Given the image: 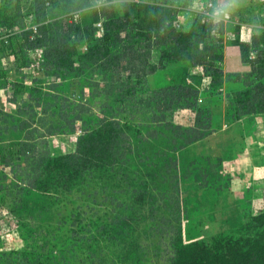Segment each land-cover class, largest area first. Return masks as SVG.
I'll return each instance as SVG.
<instances>
[{"label": "trees", "instance_id": "obj_1", "mask_svg": "<svg viewBox=\"0 0 264 264\" xmlns=\"http://www.w3.org/2000/svg\"><path fill=\"white\" fill-rule=\"evenodd\" d=\"M106 2L101 8H93L90 0H0L1 25L14 23L25 28L29 9L34 13L37 28L36 31L22 28L18 35L8 37L6 44L0 45L1 55L18 50L17 58L26 67L30 63L28 51L40 48L44 76L59 78L62 83L70 82L71 77H77L76 73L96 70L105 84L106 102L102 105L114 107L115 111L110 117H101L96 128L84 130L71 149L54 151L43 147V139L55 136L63 128L74 130L76 120H68L61 113L65 125L39 126L43 121V111L38 112L40 101L35 98L32 105L22 102L21 95L27 89L24 76L21 77L15 86L17 112L33 111L35 115L33 122L32 118L30 122H22L25 135L18 144L19 153L31 169L29 186L22 190L25 205L32 213L42 210L51 219L50 211L58 195L68 197L96 183L111 192L106 197L121 208L125 221L132 224L143 221L144 209L161 203L164 193L150 187L160 168L148 175L128 165L130 156L142 145L155 150L153 159L165 160L164 175L174 172L173 178L177 179L179 171H184L174 185L171 198L179 195L184 181L207 191L210 199L229 193L230 178L216 190L211 187L217 181L215 177L212 180L216 173L212 171L214 165L208 170H190L182 165L184 151L215 132L213 106L222 102L225 73L222 47L213 37L222 31L214 29V21L204 16H201L204 22L188 30L178 29L175 23L179 10L174 6L123 3L118 12L113 0ZM27 3L29 8L23 7ZM49 7L51 14L61 9L62 16L54 14L57 17L48 18ZM86 8L91 9L93 20L79 25L73 13ZM99 23H102L101 36L96 35ZM79 45H85L87 51L79 53ZM234 45L240 49L242 62L251 66L248 76L237 73L226 79L235 86L228 87L229 118L238 123L247 115L264 114V30L254 34L250 42L237 40ZM180 61L203 68L210 79L209 89L203 95L204 104L199 102L200 91L192 85L150 87V76L165 70L169 63ZM182 109L195 113L193 126L175 124L174 114ZM144 116H148V124L141 127ZM24 123L31 125L26 129ZM39 140L41 148L37 150ZM195 155L203 158L207 154ZM147 159L148 156L144 158ZM252 193L249 217L243 225L229 233H220L212 244H185L179 235L180 227L174 228L173 233L179 238L170 264H264V166L255 173ZM173 221L180 225L181 215Z\"/></svg>", "mask_w": 264, "mask_h": 264}, {"label": "rangeland", "instance_id": "obj_2", "mask_svg": "<svg viewBox=\"0 0 264 264\" xmlns=\"http://www.w3.org/2000/svg\"><path fill=\"white\" fill-rule=\"evenodd\" d=\"M90 2L93 8L107 4L106 0ZM138 2L176 7L179 15L175 26L181 30L204 22L201 16L212 19L214 29L217 27L222 31L213 38L221 44L223 54L226 47L237 40L250 42L254 34L264 30V0H113L112 4L120 12L123 3ZM29 6L30 3H27L23 7ZM26 12L28 23H34L33 11L28 9ZM47 13L50 19L63 14L61 9L51 14L50 7ZM73 14L79 25L93 20L90 8ZM97 28L96 35H103L102 28L99 25ZM78 51L83 54L87 48L79 45ZM237 56V53L229 55L233 62L227 65V69L244 72V66ZM235 58L238 63H234ZM29 61L31 63L30 55ZM40 71L44 73L42 62L36 67L29 66L21 75L27 89L21 95L22 102L32 105L35 98L40 101L38 112L43 111V121L38 125H65L60 118L61 113L68 120H76L74 130H59L55 136L42 140L43 147L54 151L71 149L84 130L96 128L101 117L115 114L114 107L104 108L102 105L106 102L105 84L98 71L76 73L77 77L63 83L59 78L41 77ZM17 110L13 108L0 112V120L5 124L0 129V264H170L179 238L173 233L174 228L178 230L180 227L179 235L185 244H212L220 233H229L241 227L244 219L249 217L253 178L264 162V146L257 143V140L264 141V117H261L260 130L257 129L258 125L254 127L251 123L249 138H257L248 144L252 155L247 153V136L245 144L240 138L231 144L221 141V137L212 136L202 149L190 147L184 151V168L208 170L214 165L212 171L216 173L212 180L213 177L217 179L211 185L214 190L230 178L229 193L221 197L210 199L207 191L184 181L179 195L174 194L171 198L174 185L184 171H179L177 179L173 178L176 175L174 172L164 175L165 160L153 159L154 149L145 145L136 149L128 165L132 170L148 175H153L160 168L150 187L162 190L164 198L161 203L144 209L146 218L143 221L132 224L123 219L121 208L115 201L107 199L106 195H111V192L103 190L96 183L68 197L58 195L50 211L51 219L42 210L32 213V209L25 205L26 198L22 192L29 186L31 169L19 153L18 144L25 135L22 122H33L35 115L33 111L22 114ZM174 117L177 125L186 126L193 122L190 112L180 110ZM147 119L148 116L141 119V127L148 124ZM250 121L258 122L255 118ZM30 125L23 124L26 129ZM79 131L82 133L79 134ZM40 143L39 140L37 150L41 148ZM155 149L161 150L158 146ZM203 150L207 155L196 157L195 154L203 153ZM33 154L35 157L36 153ZM146 156L148 159L144 160ZM121 198L124 200V197ZM178 215L182 218L180 225L173 221Z\"/></svg>", "mask_w": 264, "mask_h": 264}, {"label": "crops", "instance_id": "obj_3", "mask_svg": "<svg viewBox=\"0 0 264 264\" xmlns=\"http://www.w3.org/2000/svg\"><path fill=\"white\" fill-rule=\"evenodd\" d=\"M25 28L20 26L19 24L11 23L9 25H1L0 24V45L4 42L6 44V39L13 35H18L22 30L33 28L35 25L34 23H28L27 19L24 21ZM24 28V29H22ZM18 50L13 52H7L3 55L0 54V112L2 111H11L13 108H18V103L15 101V86L16 84L20 83L21 81V75L24 71L28 70L29 66H38L43 61L42 56V50L40 48L31 49L28 51V54L30 55L31 63H29L26 67H22L19 58H17ZM232 53H237L240 58L241 63L244 66V72L239 70H228L227 65L230 66V64L233 61H230L229 55ZM33 54L35 55V58H33ZM238 59H234V63H238ZM225 65V66H224ZM224 73H225V85L222 89V93L220 97L222 98V102L218 105L213 106L214 111V127L215 132L201 140L198 141L195 144V147L197 148H203L212 136L221 137V141L234 144L236 143V138H240L242 140V143L245 144L246 142V136H247V153L251 154L250 146L248 144L252 143L251 138H249V133L251 129V123L255 126H257V129L260 130L262 128V119L261 117H264V114H250L236 122H231L229 118V98L228 93L230 92L228 90V87L234 88V85H230L226 82V79L229 75L242 73H247V76L249 73H251V66L250 64H244L241 59L240 49L239 47L235 46L234 44H231L229 47L227 46L224 51V62H223ZM44 73L43 71H40V76L43 77ZM35 78H38V76H35ZM264 83V79L262 81ZM184 84V85H192L196 87L200 91V103L204 104V93L208 91L209 85H210V79L206 77L203 68L201 67H193L190 62L187 61H180V62H173L169 63L167 68L165 70L159 71L155 73L154 75L149 77V84L150 87L153 89H158L165 86H170L174 84ZM217 104V103H216ZM180 111V110H179ZM183 112H190L193 114V122L191 125H186V127H190L194 125V118L195 113L190 109H182ZM175 118V117H174ZM255 118L257 123L251 122L250 120ZM256 123V124H255ZM4 122L0 120V128L4 126ZM185 126V125H184ZM239 127L238 132L236 133V128ZM241 129V130H240ZM262 132L259 133L261 135ZM225 137V138H224ZM261 137V136H259ZM263 140L258 141L259 145L264 146ZM262 146V147H263ZM206 150V149H205ZM203 150V152L205 151ZM252 155V154H251ZM253 157V156H252ZM264 161V160H263ZM264 166V162L262 163L261 167Z\"/></svg>", "mask_w": 264, "mask_h": 264}, {"label": "built area", "instance_id": "obj_4", "mask_svg": "<svg viewBox=\"0 0 264 264\" xmlns=\"http://www.w3.org/2000/svg\"><path fill=\"white\" fill-rule=\"evenodd\" d=\"M98 25H99V27H101V28H102V23H99ZM33 30H34V31H36V30H37L36 26H34V27H33ZM101 32H103V30H101ZM216 35H218V34H216ZM78 133H79V134H81V133H82V131H79Z\"/></svg>", "mask_w": 264, "mask_h": 264}]
</instances>
